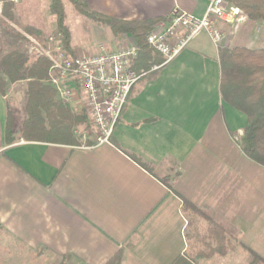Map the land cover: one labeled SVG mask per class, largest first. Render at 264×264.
<instances>
[{
	"label": "crops",
	"instance_id": "obj_1",
	"mask_svg": "<svg viewBox=\"0 0 264 264\" xmlns=\"http://www.w3.org/2000/svg\"><path fill=\"white\" fill-rule=\"evenodd\" d=\"M84 1L93 12L132 22L167 19L175 7L201 17L207 4ZM119 36L110 29L104 46L116 50L127 37L134 40ZM241 40L226 34L217 47L205 32L193 38L135 84L108 143L75 135L88 126L87 117L65 141L18 133L6 144L7 95L0 91V264H171L187 248L179 195L227 223L264 259V167L234 141L246 116L225 103L219 89L218 49ZM73 45L72 54L93 53ZM84 101L79 91L66 104L68 113L87 116ZM232 253L208 258L225 261Z\"/></svg>",
	"mask_w": 264,
	"mask_h": 264
},
{
	"label": "trees",
	"instance_id": "obj_2",
	"mask_svg": "<svg viewBox=\"0 0 264 264\" xmlns=\"http://www.w3.org/2000/svg\"><path fill=\"white\" fill-rule=\"evenodd\" d=\"M69 1L76 6L77 11L81 14L90 18L96 17L107 24L115 36L124 33L132 35L142 50L140 62L134 65L136 69L148 70L153 64L162 61L151 56V51L144 43L146 34L158 20L120 21L93 12L84 0ZM225 1L237 6L248 21L264 22V0ZM1 2L0 13L3 18L0 23L1 28L3 33L9 36V44L14 45L15 48L0 56V91L5 95L8 87L24 82L23 89L26 95L22 107L23 118L20 123L17 120L18 110L10 105V100L6 99V144H11L20 137L16 135L19 133L20 127L23 131L29 129L41 132L40 134H21L29 140L65 141L72 138V128L81 122L87 123V116L84 114L73 116L68 113L66 103L55 100L56 91L45 83L49 72L48 60L43 57L31 58L19 46L15 45L17 40H27L25 36L15 32L7 23V21L14 23L15 4L11 0H1ZM50 11L55 17L57 30L63 36L64 46L69 49L70 32L65 24V11L61 1L50 0ZM23 32L38 39L41 35V30L34 27H27ZM218 57L221 99L246 116V123L242 128L238 145L250 160L264 167V47H220ZM45 121L49 122L47 128ZM131 157L143 168L152 172L151 166L133 155ZM171 189L177 194L172 187ZM179 197L182 200L181 211L187 221L185 234L187 248L184 254L174 259L171 264H199L202 257H208L210 254L206 255V251L197 250V247L202 243L206 249H211V239L217 241L220 246H214L213 251L223 254L222 251L226 248L228 238L232 237L231 239L234 240L235 236L232 233L226 234L225 224L217 221L205 209L196 206L181 195ZM201 220L205 223L206 229L200 227ZM224 235L228 237L223 239ZM238 242L247 253L245 264H264V259L260 255L240 241ZM214 248H218V250Z\"/></svg>",
	"mask_w": 264,
	"mask_h": 264
},
{
	"label": "built area",
	"instance_id": "obj_3",
	"mask_svg": "<svg viewBox=\"0 0 264 264\" xmlns=\"http://www.w3.org/2000/svg\"><path fill=\"white\" fill-rule=\"evenodd\" d=\"M206 2L201 17L175 7L167 19L155 23L146 34L145 43L162 57V63L148 70L134 67L139 47L132 38L127 37V42L116 50L99 45L93 53L78 55L65 48L58 30L45 43L25 34L31 50L48 60L45 82L59 99L70 105L79 91L83 93L88 128L82 131L81 139L92 137L95 144L108 143L135 84L176 58L193 38L205 32L218 47L226 34L237 32L245 19L237 6L225 0Z\"/></svg>",
	"mask_w": 264,
	"mask_h": 264
},
{
	"label": "rangeland",
	"instance_id": "obj_4",
	"mask_svg": "<svg viewBox=\"0 0 264 264\" xmlns=\"http://www.w3.org/2000/svg\"><path fill=\"white\" fill-rule=\"evenodd\" d=\"M63 4L64 11H65V24L69 29L70 32V46L71 48L75 47L73 44H77L80 46H86V49L90 52H95L98 45H107V38L110 34V27L103 23L102 21L95 18H90L84 14H81L77 11L76 6L70 2L69 0H60ZM1 2V0H0ZM15 4L14 9V23H10L7 21V23L12 27V29L15 32H18L25 36V33L23 30L27 27H34L39 30H41V35L39 36V39L36 38L39 42L45 43V40L48 39L49 36H51L55 31H57V28L55 26V17L50 11V0H18V3ZM2 7V2H1ZM0 7V12H1ZM90 9V8H89ZM3 20L0 13V23ZM235 36L242 37V40L240 42H237L236 46H246L249 48H257V47H264V22H251L248 21L246 18L244 19V22L240 26V28L237 30V32L234 34ZM9 36L5 35L3 33V30L1 28L0 24V56L3 55L8 50L14 49V45L9 44ZM27 40V38H26ZM120 42V36L116 40V42ZM16 46H19L20 49H22L25 53L30 55L31 58H37L38 55L31 50L29 41H23V40H17L15 43ZM234 47V46H233ZM231 48V47H229ZM46 83V82H45ZM24 82L16 83L15 85H11L8 87L6 92V99L10 100V105L14 106L17 111V120L18 123H20L21 119L23 118L22 114V107L24 106L26 95L24 91ZM47 84V83H46ZM88 128V126L86 127ZM84 128V130L86 129ZM20 134H40L39 131H32L29 129H25L24 131L22 128H19ZM83 130L76 129L75 135L81 137V133ZM242 135V131L237 132L233 139L240 138ZM239 141V140H238ZM238 141H236L238 143ZM197 206V205H196ZM200 207V206H198ZM210 213V212H208ZM217 221L222 222L218 220L212 213H210ZM202 222V223H201ZM200 227L203 229H206V225L203 222V220L200 221ZM226 226V234L234 233L230 229V227L227 226V223L222 222ZM204 234V233H203ZM206 234V233H205ZM226 238V235H224ZM228 237V236H227ZM228 238L227 245L225 250L222 251V253H228L229 251L233 252L231 255V259H225V261H222V259L216 258H208V257H202L199 260V264H245L247 253L240 246L238 236L235 235V239ZM229 241V242H228ZM211 249H206L204 244H199L197 247V250H204L206 251V255H219L220 252L213 251L214 246H219V243L215 241L214 239H211L210 241ZM221 245V244H220ZM244 245V244H243ZM220 247V246H219ZM217 249L218 248H214ZM235 249L237 251H235ZM208 250V251H207ZM245 253V254H244ZM221 255V254H220ZM246 256L245 258L243 256ZM262 264V263H261Z\"/></svg>",
	"mask_w": 264,
	"mask_h": 264
}]
</instances>
